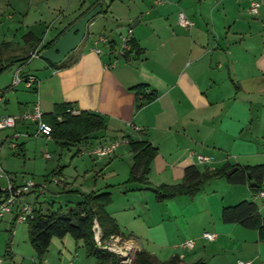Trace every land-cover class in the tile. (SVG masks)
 Wrapping results in <instances>:
<instances>
[{
  "label": "crops",
  "instance_id": "0c3cea01",
  "mask_svg": "<svg viewBox=\"0 0 264 264\" xmlns=\"http://www.w3.org/2000/svg\"><path fill=\"white\" fill-rule=\"evenodd\" d=\"M253 1L260 2L257 13L250 11ZM97 5L100 12L88 22L72 52L58 64L40 57L46 45ZM179 12L192 21L189 28L178 23ZM128 27L139 53L117 57L113 66L105 67L114 60L108 51L120 46ZM101 33L112 40L97 54L91 50L92 40ZM36 48L39 56L29 58ZM0 61L14 68L9 79L0 81V115L23 112L35 103L43 114L55 113L57 107L69 104L78 113L91 112L104 121L103 128L80 142L45 137L63 147L75 146L74 169L82 177L93 173L87 190L67 187L69 182L59 179L60 189H71L75 199L64 200L73 205L58 209L68 210L91 191H108L111 202L106 211L118 224L132 257L145 250L161 262L177 256L183 264L197 260L232 264L237 259L264 264V242L258 240L257 230L221 220L222 208L241 200L255 202L264 217V196H257L258 190L250 186L254 181L264 189V0H0ZM17 71L34 75L37 85L11 88ZM139 85L156 92L155 99L141 107H137ZM11 128L0 130V145L15 140V154L25 156V142L18 138L33 135L36 124L19 121ZM114 140L119 145L111 156L95 158L82 149ZM137 140L157 149L146 183L127 181L133 158L130 142ZM191 152L211 156L212 161L199 163ZM56 165L51 173L63 176V167ZM189 165L201 172L237 167L235 172L245 179L231 182L220 175L193 195L157 201L152 188L180 183ZM258 165L263 172L252 173ZM7 174L16 185L26 182ZM0 181V188L5 187L7 180L0 177ZM112 186L121 195L118 202ZM38 194L24 199L42 211L57 210L51 199L41 201ZM13 218L10 213L7 219L12 235L17 234ZM203 232H212L215 238L208 240ZM186 240H193L192 248L183 245ZM54 241V264L94 263L92 257L79 260L81 239L72 240L67 234L52 237L50 244ZM13 244L18 246L16 241H4L5 253ZM48 253L49 247L37 264H49Z\"/></svg>",
  "mask_w": 264,
  "mask_h": 264
},
{
  "label": "trees",
  "instance_id": "16d2710c",
  "mask_svg": "<svg viewBox=\"0 0 264 264\" xmlns=\"http://www.w3.org/2000/svg\"><path fill=\"white\" fill-rule=\"evenodd\" d=\"M131 43L137 55L139 50L133 39ZM51 45L50 43L45 48H49ZM6 67L8 65H3L0 61V73ZM146 90L144 85L136 86L137 107L155 99L156 92ZM57 108L59 111L42 116V120L51 126V135L56 140H63L66 143L80 142L88 134L104 127L103 119L97 114L86 111L71 114L69 104H63ZM130 146L133 151V158L127 181L146 183L150 164L157 153V149L145 140L131 141ZM251 170L252 173L261 174L263 166H253ZM226 171L227 169L201 172L194 165H189L185 167L183 180L180 183L160 184L152 189L156 200L163 201L178 195H193L204 182L216 176L224 175L231 182H241L245 179L243 174L235 172L226 175ZM252 189L257 191L259 186ZM110 202V192L91 191L66 211L61 209L42 211L41 208H34V216L27 223L29 241L36 253L37 261H42L52 237L62 238L68 234L75 240L81 239L83 241L85 255L94 259L93 264H126L121 261L123 259L121 256L100 247L95 240L92 228L94 222L99 227L100 241L107 240L111 235H119L118 224L106 211V206ZM221 220L224 223L236 222L247 228H255L258 233V240L264 242V217L260 216L255 202L241 200L234 205L224 206L221 210ZM12 223H15L14 219ZM129 264L183 263L177 256L161 262L147 251L138 250L134 253ZM190 264L205 263L202 260H197Z\"/></svg>",
  "mask_w": 264,
  "mask_h": 264
},
{
  "label": "rangeland",
  "instance_id": "374dc122",
  "mask_svg": "<svg viewBox=\"0 0 264 264\" xmlns=\"http://www.w3.org/2000/svg\"><path fill=\"white\" fill-rule=\"evenodd\" d=\"M124 31H126V29ZM37 60L41 61L42 59H35V61ZM18 61H20L19 58L16 59L17 63ZM13 69L14 68L12 66L3 69V71L0 73V81H6L7 79H9L10 73ZM19 86L21 87L22 85ZM12 129L14 128H7L6 132ZM18 141L25 142L27 153L25 154V156L23 154L16 155L14 150H12V148L10 147V142L5 141L2 145H0V163L2 169L5 172L7 171V173H9L10 176L14 177L18 182L31 181L35 184L45 183L46 188L43 191L45 194L39 193L38 195L41 201L51 199V201L53 202V209H58L60 205L63 209L67 205H73V202H65L64 200L75 199L74 191H70L71 189L62 190L60 189L59 185H57L51 180L52 177H57L56 174L51 173L53 169L57 168V163L58 168L63 167L62 169H64L65 175L61 176L63 178H57L60 180L65 178L69 182V184H67V187H71L73 189L87 190L88 187L91 185L93 180V173H87L84 177H82L80 176L82 175V173H80L79 169L78 171L74 169L75 160L77 159V157L74 155L76 151L75 146L67 145L63 147L52 140H47L42 135L35 136L28 135L26 133L23 134L20 138H18ZM14 142L16 141L14 140ZM82 149L84 150V152H86L85 147H82ZM42 153L49 154L50 158L44 159ZM59 154L60 158L58 160ZM83 156L84 160H92L89 157H86V155ZM7 165L9 168L6 167ZM77 173H79V177L75 178V175ZM98 180L99 183H101L103 179H101V177L99 176ZM2 184L3 181H0V186H2ZM102 185H104L103 182ZM110 189L113 191L116 199L121 196L118 195L116 186H112L110 187ZM120 189L122 190V187H120ZM50 190L57 191V193L59 192V195L55 193H50ZM32 193L37 194L38 191H32L30 194ZM115 201L118 202V199ZM45 204L47 205V202ZM8 217L9 214H7L5 218H3V220L0 219V264H37L36 254L28 239V223H17L14 226V228L17 230V234L12 235L8 231ZM68 236L69 238L74 240L71 235ZM4 241H7V243H10L11 241H16L18 246L16 247V245L13 244V247H11L12 251H8L7 253H5ZM55 242L57 241L51 242L49 246V264H54L57 261ZM77 251L79 253V260H88L89 257L85 255V250L83 247H77ZM132 258L133 257H131V260ZM60 259L62 260V262L64 261V258Z\"/></svg>",
  "mask_w": 264,
  "mask_h": 264
},
{
  "label": "built area",
  "instance_id": "2783aa9c",
  "mask_svg": "<svg viewBox=\"0 0 264 264\" xmlns=\"http://www.w3.org/2000/svg\"><path fill=\"white\" fill-rule=\"evenodd\" d=\"M260 6V2L253 1L250 5V11L252 13H257V10ZM178 23L182 27L189 28L192 25V21L185 17L182 12L178 13ZM111 38L105 34H98L92 40L91 50L97 54L102 52V48L105 46H109L111 43ZM121 43L120 46L114 51H108L109 54L114 55V60L109 64L105 65V67L113 66L116 62L117 57H125L129 55L135 54L136 50L132 46V28L128 27L126 32L120 37ZM39 56V50L36 48L32 50L29 54V58H35ZM38 79L31 74H21L20 72H15L12 77L10 87L15 88L18 85H23L26 88H34ZM141 97V95H140ZM2 101V95L0 94V103ZM69 112L71 114H77L78 111L74 108L70 109ZM43 112L40 109L37 103L30 106L28 109L23 112L17 114H4L0 115V130L11 128L16 125L19 121H31L36 124V130L33 135L38 136L42 135L46 138H51V126L42 120ZM60 118V117H59ZM18 134H15L17 137ZM119 145V141L114 140L106 144H101L98 146L86 148V153L101 158L111 156L117 146ZM10 147L12 150L17 151L18 144L17 142L11 141ZM192 156H195L196 160L199 163H210L212 161V157L203 154H196L191 152ZM45 158H50V155L45 153ZM0 177H4L7 180V184L5 187L0 188V219H3L7 214L12 213L14 215L15 223L28 222L34 216V207L33 205L26 201L24 197L30 194L32 191H38V193H42L46 188L45 183L35 184L33 182L26 181L23 184L16 185L9 178L8 174L2 169L0 166ZM51 180L56 184L60 183L57 177H52ZM257 196H264V189H260L257 192ZM93 231L95 234V240L97 244L119 256L123 259L121 260L123 263H129L131 261V247L126 244V242L119 235H111L107 240L100 241V231L96 222L93 224ZM202 236L208 240H213L215 238V234L212 232H203ZM187 248H192L194 245L193 240H186L183 244ZM232 264H250L249 260L237 259Z\"/></svg>",
  "mask_w": 264,
  "mask_h": 264
},
{
  "label": "water",
  "instance_id": "95a60500",
  "mask_svg": "<svg viewBox=\"0 0 264 264\" xmlns=\"http://www.w3.org/2000/svg\"><path fill=\"white\" fill-rule=\"evenodd\" d=\"M101 10L100 5L95 6L78 19L66 32H64L49 48L43 50L40 57L49 61L52 64L61 62L70 52H72L82 41L86 25L88 22L97 15ZM135 22L131 24L134 25ZM237 167L230 168L226 173L231 175L236 171ZM251 179V173L247 174ZM251 187H258L259 185L254 181L250 183Z\"/></svg>",
  "mask_w": 264,
  "mask_h": 264
}]
</instances>
